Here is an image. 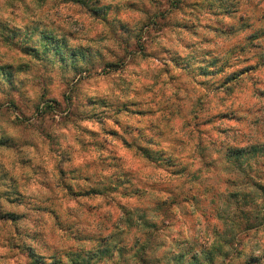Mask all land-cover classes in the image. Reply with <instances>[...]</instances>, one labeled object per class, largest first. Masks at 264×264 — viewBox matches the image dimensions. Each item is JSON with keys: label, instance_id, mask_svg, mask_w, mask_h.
I'll use <instances>...</instances> for the list:
<instances>
[{"label": "clouds", "instance_id": "clouds-1", "mask_svg": "<svg viewBox=\"0 0 264 264\" xmlns=\"http://www.w3.org/2000/svg\"><path fill=\"white\" fill-rule=\"evenodd\" d=\"M0 264H264V0H0Z\"/></svg>", "mask_w": 264, "mask_h": 264}]
</instances>
